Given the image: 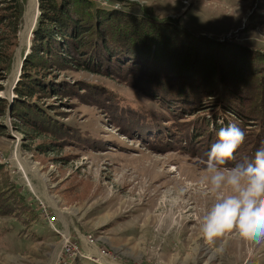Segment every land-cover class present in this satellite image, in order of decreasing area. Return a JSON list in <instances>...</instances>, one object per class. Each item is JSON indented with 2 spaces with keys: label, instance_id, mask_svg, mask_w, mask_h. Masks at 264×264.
I'll list each match as a JSON object with an SVG mask.
<instances>
[{
  "label": "rangeland",
  "instance_id": "1",
  "mask_svg": "<svg viewBox=\"0 0 264 264\" xmlns=\"http://www.w3.org/2000/svg\"><path fill=\"white\" fill-rule=\"evenodd\" d=\"M24 1L13 62L0 80V95L10 102L15 65L22 68L33 35L34 25L22 37L26 15L33 7L35 24L40 14L39 0ZM96 1L134 13L147 5L189 29L264 50V0ZM254 13L261 22L245 30ZM61 75L67 84L100 82L125 106L158 108L150 96L110 77L72 70ZM80 97L60 93L42 102L95 139L83 146L52 142L47 131L29 136L14 127L9 109L0 116V264H264V240L249 241L235 229L211 243L203 238L202 217L216 194L202 183L207 159L192 153L189 142L154 147L114 108Z\"/></svg>",
  "mask_w": 264,
  "mask_h": 264
},
{
  "label": "trees",
  "instance_id": "2",
  "mask_svg": "<svg viewBox=\"0 0 264 264\" xmlns=\"http://www.w3.org/2000/svg\"><path fill=\"white\" fill-rule=\"evenodd\" d=\"M119 1L126 5L128 0ZM24 3L0 0V80L6 79L13 62ZM39 11L14 98L10 102L0 95V116L12 105L17 130L29 136L37 130L51 132L52 142L60 144H91L94 138L42 102L75 92L104 109L114 108L134 128L140 126L146 140L156 142L154 147L184 148L189 142L199 158L207 159L221 127L235 123L246 139L227 166L254 159L264 141V50L189 29L147 5L134 13L105 8L96 0H39ZM258 22L254 13L245 30ZM71 70L129 84L153 98L158 108L125 106L100 82L79 79L67 84L61 74ZM4 88L0 83V91ZM75 264L86 263L76 259Z\"/></svg>",
  "mask_w": 264,
  "mask_h": 264
},
{
  "label": "clouds",
  "instance_id": "3",
  "mask_svg": "<svg viewBox=\"0 0 264 264\" xmlns=\"http://www.w3.org/2000/svg\"><path fill=\"white\" fill-rule=\"evenodd\" d=\"M217 136L207 153L202 179L216 198L202 217L201 233L211 243L235 229L244 239L259 243L264 240V141L254 159L229 167L246 132L232 123L221 127Z\"/></svg>",
  "mask_w": 264,
  "mask_h": 264
},
{
  "label": "bare ground",
  "instance_id": "4",
  "mask_svg": "<svg viewBox=\"0 0 264 264\" xmlns=\"http://www.w3.org/2000/svg\"><path fill=\"white\" fill-rule=\"evenodd\" d=\"M35 2V0H34ZM36 5V4H35ZM37 7V6H35ZM33 8V7H32ZM32 8L30 9V11L27 13L26 15V22H27V25H26V31H24L22 34V37L23 39L26 37V36H29V32H30V29H31V26L34 25V21H35V16H36V12L32 11ZM26 40V39H25ZM19 62L16 63L15 65V70H14V75L13 77L15 78V76L18 74L19 72ZM164 230V229H163Z\"/></svg>",
  "mask_w": 264,
  "mask_h": 264
},
{
  "label": "water",
  "instance_id": "5",
  "mask_svg": "<svg viewBox=\"0 0 264 264\" xmlns=\"http://www.w3.org/2000/svg\"><path fill=\"white\" fill-rule=\"evenodd\" d=\"M35 24H36V23H35ZM35 24H34V27H35ZM34 27H33V28H34ZM21 70H22V68L19 69V72H18L17 78L15 79V83L18 81V79H19V77H20ZM12 87H14V86H12ZM11 94H12V93H11ZM11 102H12V100H11ZM11 110H12V105H10V107H9V113L11 112Z\"/></svg>",
  "mask_w": 264,
  "mask_h": 264
}]
</instances>
